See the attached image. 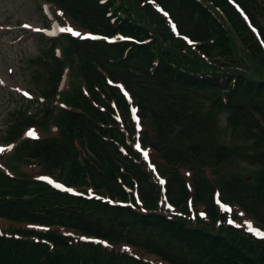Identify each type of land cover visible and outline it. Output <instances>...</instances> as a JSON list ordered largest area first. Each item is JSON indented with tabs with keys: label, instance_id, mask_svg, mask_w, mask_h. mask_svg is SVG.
Instances as JSON below:
<instances>
[{
	"label": "trees",
	"instance_id": "trees-1",
	"mask_svg": "<svg viewBox=\"0 0 264 264\" xmlns=\"http://www.w3.org/2000/svg\"><path fill=\"white\" fill-rule=\"evenodd\" d=\"M45 1L102 39L54 41L64 61L53 48L45 53L51 87L39 90L45 100L36 113L41 116L36 121L18 112L6 140L17 142L26 128L45 127L59 116L53 137L20 144L19 163L112 203L0 169V264H264L263 239L226 225L227 215L214 204V185L202 174L204 167H223L234 149L199 144L196 100L230 109L234 124L255 138L244 159L262 165L261 183L249 194L234 195L231 185L224 191L245 210L234 217L264 228V46L228 0ZM237 1L264 43V0ZM64 65L71 69L72 87L59 92ZM116 84L139 107L141 145L155 152L152 162L167 178L174 215L165 214L161 187L136 151L130 105ZM57 98L64 107L54 106ZM161 123L172 136V150H165ZM185 139L191 144L177 143ZM183 168L197 174L193 195ZM247 198L257 205H248ZM189 200L197 211L204 206L206 218L197 211L191 218ZM70 233L86 236L87 243Z\"/></svg>",
	"mask_w": 264,
	"mask_h": 264
},
{
	"label": "rangeland",
	"instance_id": "rangeland-1",
	"mask_svg": "<svg viewBox=\"0 0 264 264\" xmlns=\"http://www.w3.org/2000/svg\"><path fill=\"white\" fill-rule=\"evenodd\" d=\"M60 17L65 24L68 23L62 14ZM70 22L72 24H66L65 27L71 28L72 34L86 33L81 26ZM72 25H76L81 32ZM55 26L59 24L52 21L41 0H0V168L15 175L25 172L37 177L43 174L38 167L22 166L19 163L18 157L24 149L18 150V148L21 143L30 138L53 137L55 125L59 119L56 115L49 119L47 126L34 127L16 144L11 145L3 139L8 136L10 127L14 126L18 112L27 111L28 115L32 114L36 117V121L41 116L36 115L38 104H28V99L25 101L23 97L28 96L29 90L35 98H39V90L51 87L47 76L50 70L48 56L44 57V51L47 53L50 51V43L47 40L49 37L42 39L41 35H44V28L52 30ZM62 29L66 28L62 27ZM70 80L65 74L60 91L63 92L72 87ZM22 95L24 96L21 97ZM195 106L199 108L197 118L202 132L198 138L199 144L206 148H217V150L224 145L234 149L228 162L219 168L218 181L221 187L225 191H229L227 185L235 187L234 193L232 192L234 195L237 193L239 195L240 191L249 194L248 188L257 187L261 183L259 177L263 174L262 165L250 164L244 159V153L247 152L245 150L254 149L257 144L255 138L253 139L252 134L240 126V123L235 125L233 121L235 113L220 103L210 104L196 100ZM161 129L162 139L166 144L165 150H172L174 143L171 134L166 133L163 123H161ZM196 129L194 136L198 134L199 128ZM31 132H34L35 136L29 135ZM177 143L184 146L191 144L188 139L177 141ZM26 147H29V144H26ZM151 152L155 154L152 149ZM204 160L210 162L213 156L211 159L206 157ZM188 172H185L187 176ZM207 176L210 179L214 178L210 171L207 172ZM242 187L245 189L241 190ZM217 189L220 190L219 187ZM245 202L248 205H257V201L252 198H247Z\"/></svg>",
	"mask_w": 264,
	"mask_h": 264
},
{
	"label": "snow or ice",
	"instance_id": "snow-or-ice-1",
	"mask_svg": "<svg viewBox=\"0 0 264 264\" xmlns=\"http://www.w3.org/2000/svg\"><path fill=\"white\" fill-rule=\"evenodd\" d=\"M25 27H28V26L25 25ZM61 31L72 32L73 30H72L71 28H67V29H61ZM73 34H74V35H77V36L80 35V33H78V32H75V33H73ZM133 111H135V110H133ZM29 135H33V136H35V133H34V132H31V133H29ZM137 147H139V145H137ZM144 157H145V159L148 158V153H147V152L144 153ZM161 183H163V181H161ZM56 186H57V187H61L60 185H56ZM249 231H255V230L252 229L251 226H249ZM256 234H257V235H261V233H260L259 231H257Z\"/></svg>",
	"mask_w": 264,
	"mask_h": 264
}]
</instances>
